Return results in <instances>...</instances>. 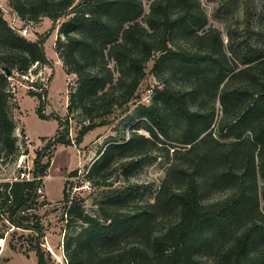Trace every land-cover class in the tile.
I'll return each mask as SVG.
<instances>
[{"label": "trees", "instance_id": "obj_1", "mask_svg": "<svg viewBox=\"0 0 264 264\" xmlns=\"http://www.w3.org/2000/svg\"><path fill=\"white\" fill-rule=\"evenodd\" d=\"M7 3L24 22L31 23L42 15L55 21L68 12L73 14L61 26L65 42L57 40L56 51L61 50L66 73L77 76V88L69 94L67 109H79L89 115V120L110 113L117 96L124 97L118 105L132 96L144 75V64L154 54H158L156 69L173 62L174 73L187 74L191 81L189 89L168 84L156 87L151 103L137 110L151 126L139 121L134 127H145L149 137L134 130L121 142L111 139L85 175L88 180L94 175L104 177L115 155L150 143L163 149L162 155L168 159L166 173L151 201L124 210L119 204L132 197V190H115L102 200L93 216L84 211L82 200H68L65 187L62 189L66 225L73 219L80 222L77 231L64 241L68 263L264 264V48L255 49L248 40H234L251 50L242 52L239 61L230 59L218 30L205 29L207 19L197 0H150L145 24L138 21L143 13L142 0ZM45 36L28 40L9 26L0 10V160L27 151L12 118L8 81L25 74L33 64L34 73L49 64L43 49ZM174 39L182 46H171ZM104 49L116 65L131 71L117 95L114 90H104L111 81V74L105 75L109 69L92 64L95 60L91 57L96 59ZM4 68L10 70V76L4 74ZM32 86L34 91L29 93L40 98L38 116L50 117L43 112L46 90L42 82L36 80ZM216 98L221 106L217 120L214 105L207 106ZM192 104L197 108L192 109ZM170 114L183 121L174 139L187 145L171 146V151L157 143L159 134L171 138ZM57 121L56 133L42 137L45 144L32 161L34 179L0 181V229L4 226L34 233L25 239L36 243L18 249L26 257L30 250L39 259L43 257L39 246L43 227L34 211L46 203L38 204L36 189L47 174L50 153L58 144H71L67 123L58 131L61 122ZM94 124L82 125L77 143ZM134 163L129 160L127 165ZM211 187L229 188V192L207 199L205 194Z\"/></svg>", "mask_w": 264, "mask_h": 264}, {"label": "rangeland", "instance_id": "obj_2", "mask_svg": "<svg viewBox=\"0 0 264 264\" xmlns=\"http://www.w3.org/2000/svg\"><path fill=\"white\" fill-rule=\"evenodd\" d=\"M77 1L75 0V2ZM197 1L207 19L205 29L214 27L218 30L223 49L230 59L239 61L242 52L251 50L244 43L237 44L234 40H238V42L248 40L251 46L255 45V49L264 48V0ZM149 3L150 0H142L143 13L138 18V21L142 24H145L144 14L149 10ZM0 10L3 18L16 32L17 28L24 25L25 22L12 10L7 0H0ZM72 15L71 12H68L55 21L42 15L31 22L27 34L24 36L28 40L34 41L42 35H46L43 49L49 64L43 66L33 76L41 80L43 90H46V104L43 112L50 117L43 119L38 116L36 108L40 98L36 94L29 93L34 90L30 87L28 81L23 80L20 76H14L13 79L8 81V88L12 89L10 104L12 118L17 126L16 132L25 135L27 138L24 147V149L27 148V151L23 156L24 166L32 168V161L36 152L45 144L42 137L49 138L56 133L58 128L57 119L61 122L58 131L64 130L67 125V135L71 139L70 145L58 144L51 151L49 175L46 174L42 178L41 184L43 186L42 190L48 199L45 196L44 201H38V204L41 202L46 203L40 204L34 211L40 218L44 233V236L39 240L40 252L49 264H69L68 254L63 248L64 241L67 236L72 234L71 232L75 233L77 231L80 224L79 221L73 219L69 226L66 225L65 202L62 199V189L64 187L68 194L67 199L82 200L84 211L93 216L97 215V208L102 200L115 190L123 188L132 190V197L119 204L124 210H133L138 204L152 200L160 180L166 173L168 159L162 155L163 149H156L150 143H146L141 147H134L123 154L115 155L105 170L104 177L94 175L91 180H88L85 175L89 166L99 157V152L111 142V139L114 138L116 141L121 142L134 130L149 137V132L145 127H139L138 129L134 127L139 121H143V125L146 123L151 126V123L145 117L138 115L137 110L141 106H147L151 103L156 87L161 88L164 84H168L186 86L189 89L191 82L187 74L174 73L173 62L156 69L154 61L158 54H154L144 64V75L132 96L120 105L118 103L124 97L117 96V102L111 105L110 113L89 120V115L82 113L79 109L68 111L69 94L77 88V76L71 72L66 73L60 56L61 50L56 51V47L57 40L65 42L61 26ZM169 44L171 46H176V44L182 46V42L179 43L178 39H174ZM98 55L96 59L95 55L91 57L95 60L92 64L104 65L109 69L105 75L108 77L111 74V81L106 84L104 90L108 93L114 90L115 95L120 94L122 84L127 83L131 76L130 69L116 65L114 60L109 57L107 49H104L103 53ZM238 65L242 67V64ZM118 81L121 84H118ZM37 90L41 92L42 89ZM198 97L200 102L202 96L199 95ZM212 105L215 107V120H217L221 116V106L217 98L214 101L207 102V106ZM191 108L195 109L197 105L192 104ZM100 121L105 123L101 124ZM88 123L95 124L77 143L76 138L79 130L83 124ZM170 125L171 138H165L159 134L158 145L167 146L169 151H171V146L186 147V144H181L174 139L179 136L183 125L181 118L170 114ZM18 157L12 155L0 160V180L11 179L20 172L21 169L17 167ZM43 160H46V157ZM129 160H133L135 163L132 166L127 165ZM75 169L77 170L76 174L69 176V172ZM228 192L229 188L214 189L211 187L205 196L207 199H216L225 196ZM0 231L3 232V237L0 238V264H38L39 256L34 250L29 251L28 257L18 252V249H28L30 245L36 243L34 240L30 243L25 239L27 234H34L33 232L22 229L12 230V228H4V226H1Z\"/></svg>", "mask_w": 264, "mask_h": 264}, {"label": "built area", "instance_id": "obj_3", "mask_svg": "<svg viewBox=\"0 0 264 264\" xmlns=\"http://www.w3.org/2000/svg\"><path fill=\"white\" fill-rule=\"evenodd\" d=\"M30 24H31L30 22H25L23 26L17 28V33H19L22 36H25L27 34V31H28ZM35 68H36V64H33L31 66V68H29V70L25 74L20 75V77L23 80H26L29 82L30 87L33 89H34V87L32 86L33 82H35L36 80H39L38 78H35L33 75L37 74L41 70V69H39L37 72L34 73L33 70H35ZM17 136H18L20 141L22 139L23 141L27 142V138L25 135L17 134ZM19 145L21 147L20 143H19ZM18 156H19L18 157L19 159L17 162V167H19L21 170L16 176H14L11 179H8L7 181L34 179V177L32 176V173H31L32 168L30 166H24V163H23L24 153L21 152ZM0 181H6V180H0ZM42 188H43V186L39 185L36 189V193L38 194V198H37L38 201H41L45 198V194H44Z\"/></svg>", "mask_w": 264, "mask_h": 264}, {"label": "water", "instance_id": "obj_4", "mask_svg": "<svg viewBox=\"0 0 264 264\" xmlns=\"http://www.w3.org/2000/svg\"><path fill=\"white\" fill-rule=\"evenodd\" d=\"M3 72L6 76H10L11 72L10 70H8L7 68L3 69ZM38 264H49L44 257H41L40 259H38Z\"/></svg>", "mask_w": 264, "mask_h": 264}, {"label": "crops", "instance_id": "obj_5", "mask_svg": "<svg viewBox=\"0 0 264 264\" xmlns=\"http://www.w3.org/2000/svg\"><path fill=\"white\" fill-rule=\"evenodd\" d=\"M23 129H24V127H23ZM50 168H51V166L48 167V172H47L48 175H49V170H50ZM45 196H46V194H45ZM46 198H47V196H46ZM47 199H48V198H47Z\"/></svg>", "mask_w": 264, "mask_h": 264}]
</instances>
